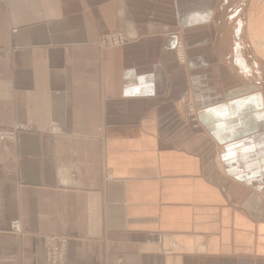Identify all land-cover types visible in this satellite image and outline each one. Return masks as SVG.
Instances as JSON below:
<instances>
[{
  "label": "crops",
  "instance_id": "1",
  "mask_svg": "<svg viewBox=\"0 0 264 264\" xmlns=\"http://www.w3.org/2000/svg\"><path fill=\"white\" fill-rule=\"evenodd\" d=\"M221 1L0 0V128L34 129L0 140V264L47 235L66 264H264V66ZM121 19L179 29L186 65L157 33L98 48Z\"/></svg>",
  "mask_w": 264,
  "mask_h": 264
},
{
  "label": "rangeland",
  "instance_id": "2",
  "mask_svg": "<svg viewBox=\"0 0 264 264\" xmlns=\"http://www.w3.org/2000/svg\"><path fill=\"white\" fill-rule=\"evenodd\" d=\"M220 5L221 6L219 7V10L217 13V20L221 23L220 24V39H221V41H223V38H225L229 42L230 39H232L234 37L233 36L234 33H232L230 31V29H231L230 25H232L233 20L230 22V24H227L225 22V17L227 15V12L229 11V8L233 7V5L237 6L235 8V10H237L236 14H235V19L238 17V15H239L238 13H240L239 10L244 9L242 12L243 23H244L243 24L244 25V29H243L244 37L242 38V35L240 36L239 33H237V31H235V33L237 34V45L245 53H249L248 51H246L249 47L253 51L254 56L256 57L255 62L258 63L259 66H262V65L264 66V55H263L264 54V51H263L264 50V28H263V35L259 38L254 37V36H250V35H253V33L251 32V30H249V27L247 29V18H248L250 13L252 14V16H251L252 19L257 17L258 22L260 21L259 22L260 24L257 21H255L256 23L254 24V22H253L254 20L251 19L252 27L254 28V25H256L257 23L258 24L256 25L255 28L262 29L261 27H259V25L261 26L262 24H263L262 27H264V0H222ZM229 18H231V16H229ZM229 18H228V20H230ZM121 21L124 24V20L121 19ZM237 21L239 22V17L237 18ZM249 21H250V18L248 19V22ZM251 23H250V25H251ZM234 25H235V23H234ZM138 26H139V24H138ZM138 26L135 24V30L134 31H137V33L135 35H130V34H128L129 31L127 30V28L125 27V24H124V27L120 30L113 31L110 33L101 34L96 39L95 44L100 49L110 48V46H111V48L112 47H119V46L124 45L128 41H131V40L138 38V36L141 35L142 33H144L145 31L147 33H157V34H161L163 36L164 35L167 36V41L171 47L172 56H173L174 61L179 65H182V64H183L182 66L186 65V64L184 65V62L180 61L179 59H178L179 63L176 60V58H177L176 52L178 53L180 46H181L183 52L185 50L184 41L182 39V36L180 34L179 29L173 30V31H165L164 29L160 28V26H155V27L154 26H147V27H145V25H144V27H142V28H141V26L140 27H138ZM224 26H225V29H224ZM234 30H236V29H234ZM169 35H171V36H169ZM172 35H174V36H172ZM251 37H254L255 40L252 39ZM252 40L255 42V44L257 42L258 50H255L253 48ZM260 40H262V41H260ZM246 43H248L249 46ZM262 45H263V47H262ZM261 48H263V49H261ZM259 50L262 51L261 53L263 56L261 55V53L259 54V52H260ZM176 109L177 110L180 109L182 115L185 114L191 120L194 127L197 126L198 124L201 125V123L199 122V118H198L199 110L195 106V104L192 102V99H190V97H182L181 99L177 100V102H175L174 112H176ZM16 123H24V124L29 125V127H31V128L29 130L18 131L16 134V137L14 139H6V140L15 141L17 138V135L19 133L24 132V131H33L34 130L33 126L31 124L25 123V122H15L11 127L0 128V129L1 130L14 129ZM202 127H203V125H202ZM202 133H203V136H205V137H207L206 135L209 134V132L206 130V128L204 129V127L202 128ZM44 243H45V241H44ZM45 256H46V253H45ZM64 264H66V257H65V263Z\"/></svg>",
  "mask_w": 264,
  "mask_h": 264
},
{
  "label": "built area",
  "instance_id": "3",
  "mask_svg": "<svg viewBox=\"0 0 264 264\" xmlns=\"http://www.w3.org/2000/svg\"><path fill=\"white\" fill-rule=\"evenodd\" d=\"M176 46V45H175ZM181 52V46L178 53ZM176 52V55L178 54ZM180 60V59H179ZM183 62V61H182ZM31 127L24 123H16L14 129H0V140L14 139L18 131L29 130ZM50 133L56 134L60 131L59 125L53 123L49 128ZM11 230L21 232L19 222L12 221L10 225ZM68 238L64 235H48L45 236V253L47 264H64L66 255V246Z\"/></svg>",
  "mask_w": 264,
  "mask_h": 264
},
{
  "label": "bare ground",
  "instance_id": "4",
  "mask_svg": "<svg viewBox=\"0 0 264 264\" xmlns=\"http://www.w3.org/2000/svg\"><path fill=\"white\" fill-rule=\"evenodd\" d=\"M238 3V2H237ZM241 3V2H240ZM245 3V2H244ZM243 10L244 9H241V10H239V12L240 13H238L239 15H238V17H239V22H236V20H237V18H236V20H234V23H235V26H237V28H235L236 30H234V32L235 31H237V33H239V35L241 36V34H242V32H243V29H244V23H243V15H242V12H243ZM251 16H252V14L250 13L249 14V16H248V18H247V29H248V27H249V30H251V32L253 33V35H250V36H254V37H261L262 35H263V28L264 27H262V25L260 26L259 25V27H261L262 29H259V28H255L256 27V25L260 22H258V20H257V17H255L254 19H252L251 18ZM254 17V16H253ZM250 18V21L248 22V19ZM251 19L252 20H254L253 22H254V24L256 23L255 21H257L258 23L256 24V25H254V28L252 27V23H251ZM250 23H251V25H250ZM260 24V23H259ZM253 28V29H252ZM255 30V31H254ZM244 33V32H243ZM250 33V32H249ZM255 33V34H254ZM251 34V33H250ZM243 37V36H242ZM254 37H251L252 39H254ZM261 39V38H260ZM255 40V39H254ZM260 41H262V40H260ZM175 42V41H174ZM247 42V41H246ZM246 44H248V43H246ZM242 46V45H241ZM252 46H253V48L255 49V50H258V46H257V42H256V44H255V42L252 40ZM111 47V46H110ZM262 47H263V45H262ZM261 49H263V48H261ZM251 51V50H250ZM260 51V50H259ZM264 51V50H263ZM251 52H253V51H251ZM262 51H260L259 52V54L261 53ZM261 55H262V53H261ZM264 55V54H263ZM262 55V56H263ZM176 60H177V62H178V59H180V61H183L184 62V64H185V60H186V57H185V51L183 52L182 51V48H181V52L180 53H178L177 55H176ZM256 58V57H255ZM179 63V62H178ZM183 65V64H182ZM261 71V70H260Z\"/></svg>",
  "mask_w": 264,
  "mask_h": 264
}]
</instances>
